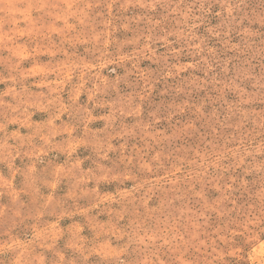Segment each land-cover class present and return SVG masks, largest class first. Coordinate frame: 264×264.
<instances>
[{
  "label": "rangeland",
  "instance_id": "1",
  "mask_svg": "<svg viewBox=\"0 0 264 264\" xmlns=\"http://www.w3.org/2000/svg\"><path fill=\"white\" fill-rule=\"evenodd\" d=\"M0 264H264V0H0Z\"/></svg>",
  "mask_w": 264,
  "mask_h": 264
}]
</instances>
